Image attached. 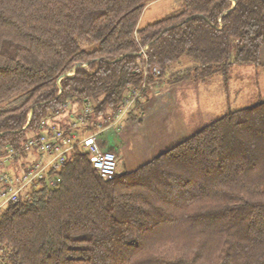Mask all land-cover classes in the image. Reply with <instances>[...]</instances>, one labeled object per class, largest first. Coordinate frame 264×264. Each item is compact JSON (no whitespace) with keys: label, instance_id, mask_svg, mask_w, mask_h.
Here are the masks:
<instances>
[{"label":"trees","instance_id":"obj_1","mask_svg":"<svg viewBox=\"0 0 264 264\" xmlns=\"http://www.w3.org/2000/svg\"><path fill=\"white\" fill-rule=\"evenodd\" d=\"M152 1L0 0V156L66 103L93 106L88 131L109 126L141 85V65L140 124L166 84L227 80L236 63L260 64L264 0H183L140 26ZM184 57L193 66L174 71ZM195 117L187 138L135 170L107 148L118 158L111 180L73 148L55 185L43 180L0 211L8 263L264 264V101ZM12 163L20 170L27 152Z\"/></svg>","mask_w":264,"mask_h":264},{"label":"built area","instance_id":"obj_2","mask_svg":"<svg viewBox=\"0 0 264 264\" xmlns=\"http://www.w3.org/2000/svg\"><path fill=\"white\" fill-rule=\"evenodd\" d=\"M138 71L142 72L144 79L140 86L130 88L123 98L113 125L127 120L135 112L137 101L144 97V90L149 85V70L144 64ZM160 72L161 67L155 65L153 73ZM92 111L93 106L88 103L76 115L70 112V104L66 103L58 114L66 113L71 118L68 126L59 125L54 120L50 121V118L45 119L40 134L29 137L19 148H10L6 155L0 156V211L9 203L17 202L27 188L38 186L43 180L55 185L52 173L62 168L69 152L79 144L90 153L93 166L102 179L111 180L114 177L118 167L117 154L104 148L99 136L100 130L88 131V117ZM80 130H83L82 134H79ZM22 152H27V163L20 170L10 171L7 167ZM7 254V248L0 242V264H9Z\"/></svg>","mask_w":264,"mask_h":264},{"label":"crops","instance_id":"obj_3","mask_svg":"<svg viewBox=\"0 0 264 264\" xmlns=\"http://www.w3.org/2000/svg\"><path fill=\"white\" fill-rule=\"evenodd\" d=\"M181 62L176 66L175 69H173L174 71H183L193 66L192 61L186 64H182ZM259 65L264 67V44L261 48V62ZM217 77L218 76L216 75L213 76L210 80L201 82V84L199 85L200 87L194 88V91L198 92L202 88L207 89L208 87H205V85L213 81L214 83L218 82L219 79H216ZM185 83L187 84V82H183L175 84L174 86H170L168 84L164 86L165 95L159 101H157L156 104L147 112L142 124L138 122L133 123L138 124V128L136 129L137 133L135 142L133 141V139H130L129 135V128L132 126L129 125L130 122H132L131 116L127 120L122 121V123L120 124L121 130L120 132H118V134H120V140L122 142L121 144H114L113 137L110 138L109 141L107 140V142L105 143L100 138L104 148L113 147L114 149H117L118 154L125 159L126 168L128 170L137 169L144 163L151 160L153 157L161 154L162 152H165L166 150L177 145L179 142L189 136L187 131L188 127L186 119L188 112L187 106H185V104L192 102L193 99L189 101L190 97L186 96L189 92V89L187 91V88L190 87H186ZM82 109L83 107L81 109H73L74 111L72 113L78 115V113L82 111ZM200 109L201 108H198L195 105L192 106L191 110L192 112L196 113ZM136 113L137 110H135L133 115ZM147 118L152 119L150 124L147 125L149 126L148 129H153L150 135H148L147 132L144 131L145 121ZM49 120H54L59 125H62V123L64 122L68 126L71 118L67 116L66 113H60L53 118H50ZM127 125H129V127ZM110 127H113L112 123L109 126L101 127L98 130L101 131ZM79 132V134H82L83 130H80Z\"/></svg>","mask_w":264,"mask_h":264},{"label":"rangeland","instance_id":"obj_4","mask_svg":"<svg viewBox=\"0 0 264 264\" xmlns=\"http://www.w3.org/2000/svg\"><path fill=\"white\" fill-rule=\"evenodd\" d=\"M183 0H154L146 6L142 16L140 18V26H145L149 23L155 22L161 18H164L172 13H175L182 8ZM182 64H186L191 61L189 57H184L181 60ZM229 78L225 80L223 75L218 74L216 79L221 82H210L205 85L207 89L194 91V88L200 87V83L187 82L186 87L189 92L186 96L190 97L189 101L192 102L185 104L187 106V127L188 135L191 128L197 122L195 119V112H192V106H197L204 111H209L215 115L224 114L228 108H241L251 106L259 101H264V67L256 63H236L232 66L229 73ZM222 77V78H221ZM225 94V95H224ZM224 95V96H223ZM135 115V114H134ZM134 115L131 114L129 135L130 139L135 142L136 129L138 124L135 123ZM151 118H147L145 121V129L148 135L152 133L153 129L149 128ZM129 125H127L129 127ZM118 127V128H117ZM120 123L113 125L108 129L101 130L99 136L105 143L107 140L113 137L114 144H121L120 140ZM115 152V151H114ZM116 153V152H115ZM125 160V159H124ZM125 162V161H124ZM1 167V166H0ZM6 168V167H5ZM126 164L121 163L120 169H125Z\"/></svg>","mask_w":264,"mask_h":264},{"label":"water","instance_id":"obj_5","mask_svg":"<svg viewBox=\"0 0 264 264\" xmlns=\"http://www.w3.org/2000/svg\"><path fill=\"white\" fill-rule=\"evenodd\" d=\"M235 6V1H234V4H233V6H232V8ZM195 16V15H194ZM78 66V65H77ZM74 74V72H72V73H68L67 75H73ZM31 117H32V112H31V114H30V117H29V121H28V123H27V125L29 124V122H30V120H31ZM26 125V126H27Z\"/></svg>","mask_w":264,"mask_h":264},{"label":"bare ground","instance_id":"obj_6","mask_svg":"<svg viewBox=\"0 0 264 264\" xmlns=\"http://www.w3.org/2000/svg\"><path fill=\"white\" fill-rule=\"evenodd\" d=\"M87 104H88V103H87ZM85 105H86V104H85ZM85 105H84V106H85ZM84 106H83V108H84Z\"/></svg>","mask_w":264,"mask_h":264}]
</instances>
